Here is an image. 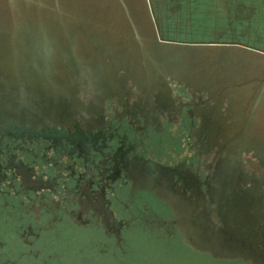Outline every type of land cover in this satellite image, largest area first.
<instances>
[{"label":"flooded vegetation","instance_id":"1","mask_svg":"<svg viewBox=\"0 0 264 264\" xmlns=\"http://www.w3.org/2000/svg\"><path fill=\"white\" fill-rule=\"evenodd\" d=\"M145 6L152 32L133 37L88 19L14 36L0 264H133L141 239L200 264H264V0Z\"/></svg>","mask_w":264,"mask_h":264},{"label":"rangeland","instance_id":"2","mask_svg":"<svg viewBox=\"0 0 264 264\" xmlns=\"http://www.w3.org/2000/svg\"><path fill=\"white\" fill-rule=\"evenodd\" d=\"M143 4L144 10L140 11ZM146 0H0V30L5 33L7 57L0 58V66H8L14 58L18 38L14 36L22 27L48 30L58 35L67 32L82 19L104 36L109 33L133 37L139 29L151 31ZM146 21V22H145ZM152 32V31H151ZM15 40V41H14ZM14 52V53H13ZM257 134L264 141V109L256 120ZM138 252L133 264H155L159 260L168 264H200L192 255L165 256L161 244L141 239L133 245ZM206 264H213L207 260ZM218 264H236L220 262Z\"/></svg>","mask_w":264,"mask_h":264}]
</instances>
